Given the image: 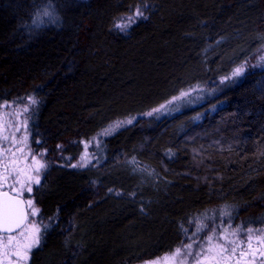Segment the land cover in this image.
I'll return each mask as SVG.
<instances>
[{"label": "trees", "instance_id": "trees-1", "mask_svg": "<svg viewBox=\"0 0 264 264\" xmlns=\"http://www.w3.org/2000/svg\"><path fill=\"white\" fill-rule=\"evenodd\" d=\"M47 2L0 0V103L39 99L32 131L50 169L34 194L49 227L29 264H145L198 225L264 228V71L148 116L260 48L264 0H51L57 23L36 29ZM129 120L96 170L72 167Z\"/></svg>", "mask_w": 264, "mask_h": 264}, {"label": "snow or ice", "instance_id": "snow-or-ice-1", "mask_svg": "<svg viewBox=\"0 0 264 264\" xmlns=\"http://www.w3.org/2000/svg\"><path fill=\"white\" fill-rule=\"evenodd\" d=\"M34 16L35 18L32 20L34 28H40L46 23L54 24L59 19L51 6V0H48L47 6L39 9ZM136 17H143V12L139 8L132 16L127 17V24L118 25V27L123 30L130 26ZM144 18L146 19V17ZM261 59L264 60V57ZM244 67L242 64L235 68L232 75L241 74ZM186 95L188 93L181 92L180 97ZM180 97H173V100L180 99ZM38 103V100L33 96L26 97L23 112L27 113L30 107ZM168 103L171 104L172 101L170 100ZM165 107V105H161L160 108L153 109V112H159ZM151 114L148 113V115ZM27 120L28 117L23 122L25 129ZM123 123L114 122L98 133L97 137H93V140L96 141L98 137L113 134ZM127 123H131V120ZM2 131L3 126L0 125V132ZM2 139L10 141L12 146L17 143L15 136H3ZM16 152L23 155L17 157ZM16 152L12 151V147L9 145L0 144V264H29L32 250L40 245L41 227L45 233L49 227L47 224H41L38 227L34 219H29V217H37L40 212L31 193L33 185L37 188L41 185V170H47L48 164L42 160L46 153L36 152L33 154L31 150L26 153L24 147H17ZM29 155L32 157L31 163H26ZM37 157H41V159H37ZM90 162L86 156H81L79 167H86ZM77 166L76 164L72 165V167ZM24 193L29 194L27 199L24 198ZM221 214L222 216H231L228 208L223 209ZM206 218L207 214L202 219ZM206 227V225H198L191 234L184 230L186 238L185 241H182V247L174 248L171 251V257L166 256L162 259L167 261L171 258L174 264H188L189 258L193 264H241V260L250 256L252 259L246 264H254L257 250L252 248L254 236L251 227L237 226L233 228L230 220L226 227L218 226L219 232L216 228L208 229L205 232ZM229 229H231L230 232ZM242 230L243 238H241ZM201 232L205 233L203 237L200 236ZM257 233L258 235L255 236L257 244H264V239L261 238L264 236V228L257 229ZM261 255L264 257V253ZM146 264H157V262L149 261ZM262 264H264V260H262Z\"/></svg>", "mask_w": 264, "mask_h": 264}, {"label": "rangeland", "instance_id": "rangeland-1", "mask_svg": "<svg viewBox=\"0 0 264 264\" xmlns=\"http://www.w3.org/2000/svg\"><path fill=\"white\" fill-rule=\"evenodd\" d=\"M77 1L85 2L88 0H77ZM54 13L56 16H58L56 14L55 10H54ZM140 18L141 17H136L135 21L133 23H131L130 26L132 24H134L136 21H138ZM56 23H54V24H56ZM54 24L46 23L45 25L46 26H52ZM124 24H127V18L124 22L120 23L119 25H124ZM130 26L124 28L123 30L121 29V27H118V28L122 31H126ZM36 29H38V28H36ZM257 47L249 53L248 58L242 63L245 67H244V70L242 71L241 74L233 76L232 75L233 71H232L229 74V76L220 79L217 83H215L211 87H195V88L187 91L186 93H188V95L183 96V97H180V94H179L176 97H180V99L173 100V98H172L171 104H169L168 102L163 104L166 106L164 109H162L159 112H153L152 111V112H150L152 114L148 115V116H154V117L161 118V117H164L167 115H173V114L182 112L183 110L188 109V108H192V107L195 108V107L200 106L201 104L205 103L206 101H208V99H212L214 97V94L217 93V90L219 88L227 86L231 83H235L237 81H241V80L245 79L248 75L264 71V60L261 59L262 57H264V44L260 48H257ZM242 64H240V65H242ZM36 99L40 103L39 99L38 98H36ZM39 103L35 106L30 107L27 113L23 112V108L25 107V100L20 101V102L0 103V125L3 126V131L0 132V144L9 145L10 147H12V151H14V152H16L17 147H24V152H26V153L29 152V150H31V152L33 154H35L36 152L46 153L44 150L40 149L41 144H42L40 141H39V143L34 142V136H33V131H32V128L34 125L33 123L35 121L34 116H35V113L39 107ZM5 105H7V106H5ZM26 117H28V120H27V128L25 129L23 126V122H24ZM129 124L130 123L124 122L123 125L120 126L119 128H117L114 131V133L111 135L116 134L118 131H120L124 127L128 126ZM17 129H19V130H17ZM111 135L98 137V139L96 141L92 140L91 142L85 143L83 146L84 149H83L81 156H86L87 159L90 160L91 162L88 163L86 167H79V162H80V159H79L78 162L75 163L76 165H78L75 168L82 170V172H87L88 174H90L91 171L96 170L94 168L100 166L102 163V159L103 160L105 159V150L101 146L102 140L106 137L111 136ZM3 136H15L16 141H17L16 145L12 146L10 144V141L3 140L2 139ZM21 155H23V154L20 152H16L17 157H20ZM5 158H7V156H5ZM31 159H32V157H31V155H29L27 157L26 163H31ZM37 159H41V157H37ZM42 160L47 162L48 167H47L46 171L43 169L41 170V173H40L41 185L39 186V188L44 185L45 179H46L45 176L50 171L49 163L47 161V154H45L42 157ZM37 189H38L37 186L33 185V192L31 193V196L33 198H34L35 191ZM28 196H29L28 193H24L25 199H27ZM34 203L37 206L35 200H34ZM29 219L30 220L34 219L37 222L38 227H40L41 224H47L48 225V223H45L42 220L41 211L39 212V215L37 217H35V218L29 217ZM219 225L221 226L222 224L219 223ZM202 226H205V224H202ZM226 226H221V227H226ZM233 228H236V227H233ZM217 231L219 232L218 228H217ZM230 231H231V229H229V232ZM42 232H44V230L41 227V234H42ZM256 235H258L257 229H253L254 239L252 242V248L257 250L254 264H262V260H264V257H262L261 253H264V244H257L256 239H255ZM241 238H243V230L241 232ZM261 238L264 239V236H261ZM40 242H41V240H40ZM35 249L36 248H34L32 250V252ZM166 256L171 257V254L166 255ZM166 256H164V257H166ZM164 257H162V258H164ZM162 258L156 259L154 261H156L157 264H174V262L171 258H169L167 261L163 260ZM251 259L252 258L250 256L245 257L243 260H241V264H246V262L251 260ZM29 263H30V261H29ZM188 264H193L191 258H189Z\"/></svg>", "mask_w": 264, "mask_h": 264}]
</instances>
